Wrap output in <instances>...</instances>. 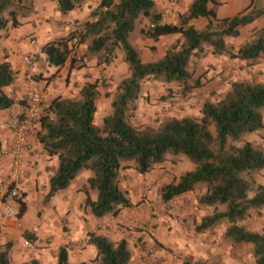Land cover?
<instances>
[{"label":"trees","instance_id":"obj_1","mask_svg":"<svg viewBox=\"0 0 264 264\" xmlns=\"http://www.w3.org/2000/svg\"><path fill=\"white\" fill-rule=\"evenodd\" d=\"M32 1L0 0V30L20 25V18L33 13ZM54 1L60 14L85 2ZM209 3L217 5L220 1L190 0L186 9L176 14L174 23H165L154 0H99L81 29L69 30L41 45L47 65L56 68L67 60V70L74 68L77 58H70L67 46L73 37L77 44L84 45V52L101 54L104 62H109L117 50L127 68V74L116 82L110 111L99 124L93 121L97 79L83 82L74 97L47 98L45 114L33 136L47 156L56 157L43 201L47 202L58 190L67 187L79 170L88 169L91 176L86 182L95 191V198L87 195L84 206L94 217L115 215L129 206L126 193L118 186V169L125 167L121 162H132L134 170L143 174L162 163L166 155L182 154L192 167L160 185L159 199L166 202L192 191L196 184H203L205 189L197 197V203L211 206L212 211L199 219L194 230L203 232L224 220L228 225L221 233L222 238L233 244L249 243L253 263L264 264V230L251 231L240 222L250 210L258 211L264 206V184H255V175L264 168V147L246 139L247 135L264 128V81H230L218 100L203 101L197 117H164L156 127L132 125L127 120V113L134 109L141 83L146 78L174 82L180 86L181 94L198 86L199 78H192L188 69L192 57L210 54L250 63L264 58V27H252L235 49L225 42L227 37L237 36L239 28L264 14V5L252 6L249 2L236 14L218 18ZM199 17L205 19L202 28L192 23ZM140 18L147 20L142 31L147 38L178 36L154 61L142 62L130 41L135 22ZM14 79L15 72L9 62L0 61V110L14 103L25 105L24 95L14 100L4 91ZM16 203L17 216H21L25 204L20 197ZM23 237L34 240L25 231ZM86 243L94 247L93 260L97 264H129L130 250L124 239L113 242L104 235L89 232ZM9 247L8 243L0 244V264H8ZM56 264H68L65 246H58Z\"/></svg>","mask_w":264,"mask_h":264},{"label":"crops","instance_id":"obj_2","mask_svg":"<svg viewBox=\"0 0 264 264\" xmlns=\"http://www.w3.org/2000/svg\"><path fill=\"white\" fill-rule=\"evenodd\" d=\"M154 1L159 4V9L169 10L170 5L166 4L165 0ZM189 1H185L186 6ZM218 1H220V4L213 6V10L215 12V9L219 8V12H222V14L218 15L215 12L216 17L232 16L247 4L246 0ZM235 1L237 2L235 3ZM32 3L33 13L22 19L20 25L0 30V61L7 60L11 69L15 72L14 81L4 87V91L11 98L14 100L21 99L24 95L25 85L30 79L39 85L45 81L49 82L51 89L47 98L57 95L71 97L69 94L71 90L77 92L83 82L95 79L98 70L104 68V71H109L110 67L118 62V59H116L118 56L113 57V62H104L101 54L95 55L84 52V45L77 44L74 47V52L77 58L78 55L81 56L83 54L82 61H79L71 70L68 71L66 69L64 75L60 76L64 67L56 68L47 65L40 47L44 42L54 37L65 35L69 30L81 29L88 18L89 11L96 5L95 0H85L80 7L72 9L66 14H60L56 10L54 0H33ZM186 6L179 12L184 11ZM200 18L192 20V23L194 24ZM175 20L176 14L168 16L166 13H161L162 22L174 23ZM136 25L137 21L135 22L134 30H136ZM260 26H264V14L254 19L250 24L239 28L237 36L227 37L225 39L227 46L235 49L245 39L252 27ZM243 29L247 30V33L246 31L242 33ZM166 36L168 35L160 36L157 39L160 40V38ZM176 36L173 35L172 38L175 39L177 38ZM25 38L26 43L30 47H37L38 59L36 61L25 50ZM29 38L34 39V45L28 43ZM147 40L152 39L147 38ZM22 53H27L32 58L30 70H27L21 63L20 55ZM211 60L219 68H224L225 76L228 77H234L236 72L230 70L228 66L235 61L243 62V60L228 59L223 56L215 58L207 54L197 60L196 72L199 73L204 70L205 63L211 62ZM256 65L257 70L255 72L259 77H264V69L261 68H264V64L260 62ZM57 76H59L58 79ZM62 77H65L68 81L65 86L63 85L65 80L61 85L63 82ZM242 77L247 80H254V78L251 79L249 74L243 73ZM257 81L263 82L264 80ZM225 87H227V83ZM22 111L23 107L16 103L7 109L0 110V123L6 118L17 117ZM95 118L96 110L93 116V121L95 120L94 123L96 124L99 119L96 120ZM262 122L264 124V109ZM8 138V131L0 127V143L7 142ZM29 143L30 148L24 155V162L27 165V176L19 192L21 201L25 204V211L21 216H17L16 220L1 219L0 244H3L7 238H17L16 227L20 226L21 217L29 209L31 198H35L37 195L44 196L47 191V178L56 167V157L47 156L35 141V137H29ZM121 166L125 167L118 169V186L126 193L129 206L121 208L115 215L104 214L100 217H94L88 208L84 206L83 202L87 195L90 199L95 198V191L89 189L86 182L87 178L91 176V171L88 169L79 170L70 180L67 187L58 190L48 200L47 204L53 207L56 218L58 216L63 218L64 227L67 231L65 236H62L63 238L51 241L52 245L50 244L48 249L43 247L37 249L34 254L40 264H56L55 248L57 246H65L68 264H90L89 260L95 256V249L91 244L86 243L87 233L89 232L104 235L113 242L124 239L130 250L129 264H141L145 261L153 262L154 264H181L180 260L172 262L162 251L163 248L177 250L183 257L191 261L197 257L206 259L207 264H213L210 262L211 260L217 262L224 260L228 264H236L237 261L244 258L243 254L239 252L241 248L238 249L237 253L231 254L228 243H223L225 247L218 244L220 236H214L210 232L202 233L194 230V223H197L202 216L212 211L211 206L197 203V197L204 192V186L198 190L199 187L196 184L194 191L182 193L164 203L155 193L157 186H160L163 182L159 178L157 171L150 170L140 174L134 170L132 167L133 163L130 161L121 162ZM166 205L170 207L165 210L163 207ZM137 222L146 224L147 229L130 228L132 223L136 224ZM42 225H44V222L39 220L35 224L36 227L33 228L37 231V243H41L40 238L44 239L48 235L46 230L42 233V230H44ZM235 244L247 246V248L251 247L249 243ZM54 245L57 246L53 249ZM149 249L153 253H146V250ZM25 255L26 252L17 247L16 244L12 246L11 252H9V257H17L18 260H23L22 256ZM250 261L252 262L251 258Z\"/></svg>","mask_w":264,"mask_h":264},{"label":"rangeland","instance_id":"obj_3","mask_svg":"<svg viewBox=\"0 0 264 264\" xmlns=\"http://www.w3.org/2000/svg\"><path fill=\"white\" fill-rule=\"evenodd\" d=\"M98 1L99 0H95V4H97ZM165 1L166 4L170 5L169 10H163L162 8L159 9L158 8L159 4L157 2H155V4L157 10L161 11L162 14L166 13L168 16L170 14L174 15L179 13V11H181V9H184L186 6V2H185L186 0H176L173 3H171L169 0H165ZM246 1L247 4L250 2L252 6L261 7L264 5V0H246ZM236 2L237 1H235V3ZM208 6L213 9V6L215 5L209 3ZM215 12L218 15L222 14V12H219V8H217V10L215 9ZM220 17H225V16H218V18ZM22 19L24 18H20L19 20L21 21ZM204 22L205 19L200 18L194 22V26L196 28H202ZM146 25H147L146 18H140L139 20H137L136 30H134L130 36V40L134 44V47L138 50L139 57L142 62L154 61L158 59L163 54L165 48L176 40V38L175 39L172 38L173 35H168L166 37L160 38V40H158L159 38L156 40H147V37L143 36L142 33ZM260 27H264V26H260ZM245 31L247 33V30L244 29L242 30V33H245ZM248 35L249 33L246 35L245 38H247ZM26 38H25V46H26L25 50L27 53L31 54L33 56V60L36 61L38 59L37 47H30L26 43ZM115 52L116 53H113V55L114 57L118 56L116 57V59H118V62L115 63L113 66H111L109 71H104V68H102L98 70V74L95 75V79L98 80L97 97L95 100L96 101L95 119L96 120L99 119V122L96 124H99L101 118L110 111L109 103L111 96L114 92L116 82L121 77L127 74L126 64L122 61V57L119 53H117V50ZM69 56L70 58L71 56L76 57L75 53L71 55L69 53ZM82 58H83V54H81V56L78 55V58L76 60L77 62L76 61L74 62L73 67H75L79 61H82ZM198 59L199 58L192 57L188 63V69L191 73L192 78L195 77L199 78L200 84L196 87L191 88L190 91H188L186 94H181L180 86H178L174 82L164 83L151 78L144 79L141 83L139 96L135 101L134 109L130 110L127 113L128 122L132 125L144 124V125H149L151 127H156L164 117L172 116L179 118L187 115L197 117L200 115V107L203 101L218 100L225 91V89L227 88L225 87L226 83L228 86V83L230 81H233V78H235L234 80L245 79L242 77L244 73L247 75L248 74L251 75V79L254 78L253 81L255 82H259L257 80L260 81L264 80L263 76L259 77L255 72L257 70L256 64H259L260 62L261 64H264V58H260L253 63L247 61H243L242 63L236 61L233 62V64L229 65L228 67L230 68V70L236 71L234 77L225 76L224 68L222 69L219 68L217 64H214V61L212 60L211 62H206L204 66L205 69L198 73L196 72V68H197L196 63ZM110 61L113 62V58L110 59ZM68 64H69V60H67L66 63L61 66L64 67V70L60 73V76L64 75ZM261 68L264 69L263 67ZM214 74L218 75V78H214L213 77ZM62 78H63L62 79L63 82L61 81L62 82L61 85L64 83L65 80V83L63 84L65 86L68 81L65 79V77ZM69 94L71 95V97H74L77 95V92L71 90ZM246 139L264 147L263 128L257 132L247 135ZM191 167L192 164L184 155L168 154L166 155V159L159 165L155 166L152 170L157 171V173L159 174V178L161 179V181H163L162 182L163 184L165 182L177 178L182 172L190 169ZM258 183L264 184V168L255 175V184ZM203 186H204L203 184H198L199 187L198 190H200ZM159 187L160 186H157L155 192L157 196H158L157 190ZM42 196L37 195L35 198L33 197L31 198L29 202L30 203L29 209L21 217L20 226L16 227L17 238H7L6 241L4 242L10 244L8 250V264H40V261L38 260V258H36L34 254L37 251V249L42 247L48 249L50 247L51 241L53 242L55 240H59V238H63L62 236H65L66 234L65 232L67 230L64 227L63 218L60 216L56 218V215L54 214L53 211V207L48 206L47 204L48 201L44 202ZM169 207H170L169 205H166L163 208L166 210ZM39 220H42L44 222V225H42L44 229L42 230L43 231L42 233H44L45 230L48 231V235H46L44 239L40 238L41 243L36 242L37 231L33 229L36 227L35 224ZM240 222L248 230L256 231V232H260L261 230H264V206H262L258 211L250 210L248 216ZM195 224L196 223H194V225ZM227 225L228 224L226 221L221 220L218 223H216L211 229H207L203 232H210L214 236L215 235L220 236L219 238L220 240L218 241V244H221V246L225 247L224 244L228 243L230 245L229 248L231 254H235V252L237 253L238 249L241 248L239 249V252L243 254L244 258L241 259L240 261H237L236 264H254L253 261L252 262L250 261L251 258L250 247L247 248V246L245 247V246L236 245L222 238L221 233ZM130 228L138 229V230H146L147 225L142 222L141 223L137 222L136 224L132 223V227ZM23 231L32 234L34 236V240L29 241L28 239L24 238ZM14 244H16L17 247L21 248L24 252H26V255L22 256L23 260H18L17 257H13V258L9 257V252H11L12 246ZM55 246L57 245H54L53 249ZM57 248L58 246L55 248L56 251ZM162 251L164 252L165 255L168 256V258L172 262H176L180 260L181 264H207L206 259L204 260L200 257L199 258L197 257L192 261L188 260L185 257H183V255L180 254L177 250H173L170 248H163ZM146 253L151 254L153 252L151 249H149L146 250ZM55 258H56V254H55ZM47 261H49V259H47ZM89 262L90 264H97L96 261L93 260V258L90 259ZM210 262H212L213 264H228L224 260L220 262L211 260Z\"/></svg>","mask_w":264,"mask_h":264},{"label":"built area","instance_id":"obj_4","mask_svg":"<svg viewBox=\"0 0 264 264\" xmlns=\"http://www.w3.org/2000/svg\"><path fill=\"white\" fill-rule=\"evenodd\" d=\"M169 1L173 3L176 0ZM28 43L34 45L35 41L29 38ZM76 45L75 37L68 41L70 55L75 53ZM20 60L27 70L31 69L30 55L22 53ZM213 77L218 78V75L214 74ZM50 89L48 81L39 85L30 79L24 88L25 105L22 114L18 117L6 118L0 123V127L5 128L9 134L8 141L2 143L0 148V229L1 219H17L16 199L20 197L19 192L27 176L24 155L30 148L29 137L35 135L40 118L45 114Z\"/></svg>","mask_w":264,"mask_h":264}]
</instances>
